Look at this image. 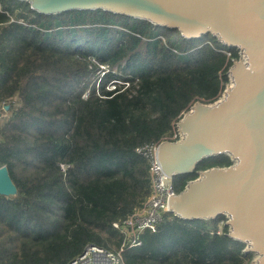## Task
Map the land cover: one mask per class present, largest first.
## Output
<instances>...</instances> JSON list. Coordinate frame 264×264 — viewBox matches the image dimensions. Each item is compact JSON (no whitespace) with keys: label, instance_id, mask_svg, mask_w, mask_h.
Segmentation results:
<instances>
[{"label":"trees","instance_id":"16d2710c","mask_svg":"<svg viewBox=\"0 0 264 264\" xmlns=\"http://www.w3.org/2000/svg\"><path fill=\"white\" fill-rule=\"evenodd\" d=\"M239 58L212 35L189 41L103 10L47 16L0 0V113L10 107L0 167L18 190L0 195V264H69L88 245L118 252L124 236L113 223L152 194L151 160L138 150L179 140L177 123L197 102L222 97ZM232 164L205 159L174 178V192L199 171ZM226 221L165 212L125 263L251 264Z\"/></svg>","mask_w":264,"mask_h":264},{"label":"water","instance_id":"95a60500","mask_svg":"<svg viewBox=\"0 0 264 264\" xmlns=\"http://www.w3.org/2000/svg\"><path fill=\"white\" fill-rule=\"evenodd\" d=\"M15 1L47 16L103 10L177 29L189 41L212 35L239 51L222 97L197 102L177 123L180 139L158 145L156 156L170 186L205 159L230 157V167L199 171L170 198L168 212L186 221L225 216L228 236L246 245L251 264H264V0ZM17 194L8 168L0 167V195Z\"/></svg>","mask_w":264,"mask_h":264},{"label":"built area","instance_id":"2783aa9c","mask_svg":"<svg viewBox=\"0 0 264 264\" xmlns=\"http://www.w3.org/2000/svg\"><path fill=\"white\" fill-rule=\"evenodd\" d=\"M102 69L106 70L105 67H102ZM109 89L115 90L116 83L111 84ZM178 136L180 138L179 132ZM157 147L158 145L138 150V152H145V155L151 160L152 194L141 209L127 219L113 223V227L124 236V242L120 250L114 253L95 245H88L83 254L69 264H126L124 252L127 249L141 245L139 238L145 230L156 231L163 220V214L168 212L170 198L176 194L173 186L168 184V177L162 171L157 160ZM68 168L69 166L65 164L61 165L63 172Z\"/></svg>","mask_w":264,"mask_h":264},{"label":"rangeland","instance_id":"374dc122","mask_svg":"<svg viewBox=\"0 0 264 264\" xmlns=\"http://www.w3.org/2000/svg\"><path fill=\"white\" fill-rule=\"evenodd\" d=\"M110 86V85H109ZM7 109H2L1 113H0V121H3L4 119L7 118Z\"/></svg>","mask_w":264,"mask_h":264}]
</instances>
